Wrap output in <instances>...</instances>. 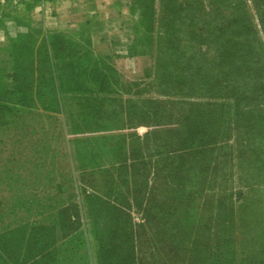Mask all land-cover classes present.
Returning a JSON list of instances; mask_svg holds the SVG:
<instances>
[{"label": "trees", "instance_id": "1", "mask_svg": "<svg viewBox=\"0 0 264 264\" xmlns=\"http://www.w3.org/2000/svg\"><path fill=\"white\" fill-rule=\"evenodd\" d=\"M252 2L264 31V0ZM207 3L201 5L198 16L189 14L188 30L180 38L173 29L171 33L156 31L136 22L134 47L151 50L155 56L152 77L146 74L152 82L143 85L146 90L157 86L155 97L123 98L121 91L126 92L131 83L120 81L112 63L92 53L86 38L76 42L65 32L31 29L46 37L38 43L33 38L11 42L14 72L24 65V78H50L52 83L62 79L63 88L64 79L80 78L72 82V89L84 101L75 105L87 118L76 130L103 133L69 141L68 162L77 175L71 180L58 168L59 179L51 182L54 172L50 173L46 156L29 162L26 178L7 173L5 185L11 197L0 209V264H33L35 254L46 253L35 249L39 236L49 229L59 230L63 222L71 232L55 242V264H88L83 234L79 233V240L73 236L78 233L75 226L83 229L86 218L80 193L96 187L91 180L78 177L93 174L86 171L91 163L97 174L113 183L112 190L149 191L148 199L154 198L153 218H167V208L172 212L182 192L223 189L221 184L233 180V168L244 159L246 150L253 141H262L258 131L254 130L255 139L252 134V106L247 96L252 91L261 93L252 88L251 81L264 78V45L246 1ZM142 10L153 14L156 21L154 8ZM140 34L143 38L147 34L151 43L142 44ZM164 37L169 41L160 44L158 40ZM19 92L23 93L11 89L10 94ZM137 125L148 130L143 134L130 130ZM124 156V163L114 164L115 158ZM114 176L122 177L121 182ZM63 212L69 213L67 218H61Z\"/></svg>", "mask_w": 264, "mask_h": 264}, {"label": "rangeland", "instance_id": "2", "mask_svg": "<svg viewBox=\"0 0 264 264\" xmlns=\"http://www.w3.org/2000/svg\"><path fill=\"white\" fill-rule=\"evenodd\" d=\"M212 1L225 5L231 0ZM244 1L254 22L258 23L264 45V31L259 25L254 4L252 0ZM188 3L192 10H187L190 7ZM18 4L9 11H0V50L4 51L0 52V209L8 204L11 197L5 185L9 171L15 172L19 178H26L31 170L29 162L41 156L47 157L48 168L52 169L50 173L54 172L50 176L53 178L51 182L59 179L56 174L58 168L71 180L77 175L72 174L68 162L69 141L75 137L82 139L103 133L76 130L87 118L86 112L75 105L84 101L72 89V82H79L80 78L64 79L63 88L62 79L52 83L50 78H24V65L14 72L13 62L4 47V36L12 40L33 38L35 43L46 37L44 32L27 29V20L23 16L26 10ZM204 4L209 5L207 0H130L128 5L134 8V17L140 27L156 31L165 29L169 33L173 29L176 38H180L188 30L189 14L198 16ZM148 7L156 10V21L152 19L153 14L142 12ZM86 22L85 29L79 34H66L76 42L86 38L92 42V53L100 55L99 48L93 44L90 18ZM2 25L6 31L1 30ZM20 29L22 31L19 32ZM141 30L143 32V28ZM140 38L142 44L151 43L147 34L144 38L140 34ZM165 39L167 37L158 41L160 44L169 41ZM141 50L145 53L143 56L125 60L123 64L112 63L123 83L151 84L146 74L153 71L144 70L151 64L149 54L152 51L137 46V52ZM44 67L48 73L47 65ZM258 80L251 81V86L260 89L261 93L252 91L247 100L252 106V134L255 139L254 130L258 131L262 141L252 142L244 159L233 168V180L220 185L225 188L218 186L203 192H182L181 200L171 206L172 212L170 207L167 208V218H153L154 198L148 199L149 191L112 190L113 183H109L105 175L97 174L93 163L89 164L93 174H80L78 177L84 182L91 180L96 187H87L80 193L81 210L86 218L83 229L75 226L78 233L73 236L79 240V233L83 234L89 254L88 264H264V125L257 124L264 123V78ZM58 85L59 91L56 90ZM11 89L23 93L11 95ZM145 129L140 126L137 131L142 133ZM114 178L119 180V176ZM121 180L122 177L118 182ZM184 207H188L186 213ZM63 213L61 218H67L69 213ZM70 232V225L63 222L59 230L49 229L41 234L35 249L46 253L35 254L33 264H55V242H60L59 238H65Z\"/></svg>", "mask_w": 264, "mask_h": 264}, {"label": "crops", "instance_id": "3", "mask_svg": "<svg viewBox=\"0 0 264 264\" xmlns=\"http://www.w3.org/2000/svg\"><path fill=\"white\" fill-rule=\"evenodd\" d=\"M37 0L34 4L20 3L21 9H25L23 15L27 20L28 30H41L46 32H65L70 34H79L85 29L86 21L90 18V32L93 37V44L99 48L105 57L111 63L123 64L125 60L136 59L145 53H138L134 47L135 34V12L129 7L130 0ZM5 7V9L3 8ZM15 6L12 8L14 9ZM8 3L0 2V11L10 10ZM135 20V22H134ZM3 26V25H2ZM1 30L6 31V27ZM19 32L22 29L18 30ZM24 31V30H23ZM14 41L4 36V47L9 53L11 42ZM91 47L92 42H88ZM2 52V50H0ZM4 53V51L2 52ZM116 53V54H115ZM104 54V55H103ZM148 55V54H147ZM151 64L144 71H153L155 56L149 54ZM131 60V61H132ZM119 73V72H118ZM122 79V76H120ZM129 78V77H127ZM128 83V82H126ZM127 91H121L123 98L150 97L158 93L156 90H146L143 86H135L132 82ZM158 95V94H157ZM146 129L139 133L137 125L133 132L143 134L148 127L141 125ZM126 156L115 158L114 164L124 163ZM121 161V163H120ZM131 159L129 158V164ZM91 168H86L90 172ZM88 172V173H89ZM148 189V188H146Z\"/></svg>", "mask_w": 264, "mask_h": 264}, {"label": "built area", "instance_id": "4", "mask_svg": "<svg viewBox=\"0 0 264 264\" xmlns=\"http://www.w3.org/2000/svg\"><path fill=\"white\" fill-rule=\"evenodd\" d=\"M6 2L9 4V7L12 8L14 5L18 4V3H24L27 2L29 0H0V2Z\"/></svg>", "mask_w": 264, "mask_h": 264}]
</instances>
